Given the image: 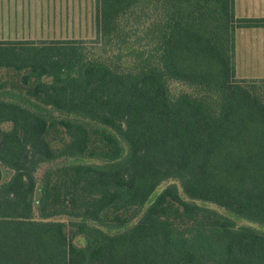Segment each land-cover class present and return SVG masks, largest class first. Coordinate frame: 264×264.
<instances>
[{
  "label": "trees",
  "instance_id": "obj_1",
  "mask_svg": "<svg viewBox=\"0 0 264 264\" xmlns=\"http://www.w3.org/2000/svg\"><path fill=\"white\" fill-rule=\"evenodd\" d=\"M139 2L95 0L103 45L132 44L131 61L0 41V69L28 70L26 94L0 87V264H264V87L236 82L232 61L234 28L264 18L234 19L233 0H148L162 19L133 47L138 30L121 31Z\"/></svg>",
  "mask_w": 264,
  "mask_h": 264
},
{
  "label": "rangeland",
  "instance_id": "obj_2",
  "mask_svg": "<svg viewBox=\"0 0 264 264\" xmlns=\"http://www.w3.org/2000/svg\"><path fill=\"white\" fill-rule=\"evenodd\" d=\"M148 0H140L139 3L133 5L134 15L129 14L123 21L127 23L122 27L121 32H134L135 35L130 37L131 43L135 44L137 36L142 38L143 30L146 29L147 22L153 20V15L157 14L158 9ZM155 7V8H154ZM136 13V14H135ZM143 14L147 15V19L143 18ZM97 13L95 0H0V41L1 42H17V41H33L30 45L37 47L46 46L50 41H72L83 45L88 52V58L91 60L111 61L110 58L120 54V61H131L125 59L123 55L132 46L125 44L118 50L115 46L110 47L103 45L100 34L97 32ZM145 21V26L144 22ZM142 32V33H141ZM142 41V40H141ZM115 42V41H113ZM114 44V43H112ZM25 52V51H24ZM29 53V52H28ZM234 63V80L236 82L253 83L259 87H264V61H233ZM237 64V68L236 65ZM28 70H21L15 73L12 69H0V87L12 90L15 93L22 92L26 94V89L20 83V77L27 73ZM64 74V73H63ZM65 77V74H64ZM51 78H43V81H50ZM171 95L176 96L180 91H186L187 88L178 82H169L168 84ZM264 97V88H260ZM1 91V88H0ZM0 97H3L0 92ZM2 129L11 128L10 123L0 125ZM59 137L65 139V135L61 133ZM53 135V136H52ZM58 137L55 133H51L50 139L53 147H58ZM55 139V140H54ZM60 160L57 163L60 164ZM48 165H42L37 169L36 176L40 179L43 171ZM1 183L7 181L12 175V171L0 165ZM174 181L162 183L151 196V200L160 193L168 184ZM178 186V183H175ZM39 184L35 190L34 212L36 215V201L39 196ZM210 208L223 213L220 209L213 205H206ZM37 218V215H36ZM52 221L68 222L66 217H55ZM236 225H247L245 221L235 219ZM74 243L78 246L84 245V240L77 237Z\"/></svg>",
  "mask_w": 264,
  "mask_h": 264
},
{
  "label": "crops",
  "instance_id": "obj_3",
  "mask_svg": "<svg viewBox=\"0 0 264 264\" xmlns=\"http://www.w3.org/2000/svg\"><path fill=\"white\" fill-rule=\"evenodd\" d=\"M232 8L234 19L264 18V0H233ZM159 13L158 10L157 14L153 15V20L147 22L143 32H147L151 22L155 25L158 19H162ZM142 16L145 19L148 18L146 14ZM143 22L145 26V21ZM181 28L173 22L170 24V32H183ZM232 61H264V27L234 28ZM235 66L237 68V64Z\"/></svg>",
  "mask_w": 264,
  "mask_h": 264
},
{
  "label": "water",
  "instance_id": "obj_4",
  "mask_svg": "<svg viewBox=\"0 0 264 264\" xmlns=\"http://www.w3.org/2000/svg\"><path fill=\"white\" fill-rule=\"evenodd\" d=\"M62 77H64V74H62Z\"/></svg>",
  "mask_w": 264,
  "mask_h": 264
}]
</instances>
